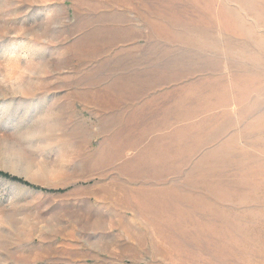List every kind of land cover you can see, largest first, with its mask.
<instances>
[{"label":"rangeland","instance_id":"374dc122","mask_svg":"<svg viewBox=\"0 0 264 264\" xmlns=\"http://www.w3.org/2000/svg\"><path fill=\"white\" fill-rule=\"evenodd\" d=\"M0 170V264H264V0H0Z\"/></svg>","mask_w":264,"mask_h":264},{"label":"trees","instance_id":"16d2710c","mask_svg":"<svg viewBox=\"0 0 264 264\" xmlns=\"http://www.w3.org/2000/svg\"><path fill=\"white\" fill-rule=\"evenodd\" d=\"M0 175L3 176V177H6V178L12 179V180H16V181L21 182V183H23V184H25V185L33 186V187H35V188H37V189L47 190V189H43V188L38 187V186H34V185H32L31 183H29V182L23 180L22 178H20V177H18V176H15V175H11V174H9V173H7V172H4V171H2V170H0ZM62 190H63V189H56V191H62Z\"/></svg>","mask_w":264,"mask_h":264}]
</instances>
